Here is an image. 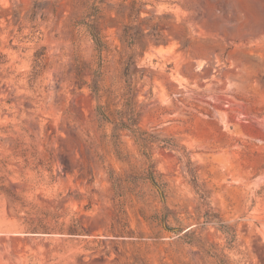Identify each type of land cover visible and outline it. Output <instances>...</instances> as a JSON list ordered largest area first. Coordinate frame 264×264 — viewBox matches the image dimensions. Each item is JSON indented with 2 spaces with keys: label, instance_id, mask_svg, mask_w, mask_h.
<instances>
[{
  "label": "rangeland",
  "instance_id": "1",
  "mask_svg": "<svg viewBox=\"0 0 264 264\" xmlns=\"http://www.w3.org/2000/svg\"><path fill=\"white\" fill-rule=\"evenodd\" d=\"M0 264H264V0H0Z\"/></svg>",
  "mask_w": 264,
  "mask_h": 264
},
{
  "label": "bare ground",
  "instance_id": "2",
  "mask_svg": "<svg viewBox=\"0 0 264 264\" xmlns=\"http://www.w3.org/2000/svg\"><path fill=\"white\" fill-rule=\"evenodd\" d=\"M201 62V61H200ZM199 65H200V63H199ZM202 65V64H201ZM197 67H198V63H197Z\"/></svg>",
  "mask_w": 264,
  "mask_h": 264
}]
</instances>
